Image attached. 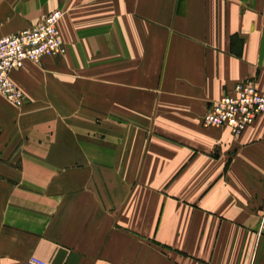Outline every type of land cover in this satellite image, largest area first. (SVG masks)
I'll return each mask as SVG.
<instances>
[{
	"label": "crops",
	"instance_id": "crops-1",
	"mask_svg": "<svg viewBox=\"0 0 264 264\" xmlns=\"http://www.w3.org/2000/svg\"><path fill=\"white\" fill-rule=\"evenodd\" d=\"M67 53L0 96V264H264V0H0V38L52 11Z\"/></svg>",
	"mask_w": 264,
	"mask_h": 264
},
{
	"label": "built area",
	"instance_id": "built-area-1",
	"mask_svg": "<svg viewBox=\"0 0 264 264\" xmlns=\"http://www.w3.org/2000/svg\"><path fill=\"white\" fill-rule=\"evenodd\" d=\"M64 12L55 10L43 15L29 29L0 38V96L15 107H23L27 97L12 80L13 71L26 63L41 65L45 58H59L66 54L59 29ZM264 115V94L254 80L234 85L219 101L212 104L203 118L207 127L230 129L234 136L242 135ZM28 264H50L30 259Z\"/></svg>",
	"mask_w": 264,
	"mask_h": 264
},
{
	"label": "rangeland",
	"instance_id": "rangeland-1",
	"mask_svg": "<svg viewBox=\"0 0 264 264\" xmlns=\"http://www.w3.org/2000/svg\"><path fill=\"white\" fill-rule=\"evenodd\" d=\"M40 19H41V18H40ZM40 19H39V21H40ZM39 21H38V22H39ZM60 21H61V20H60ZM38 22H37V23H38ZM59 29H60V26H59ZM60 33H61V32H60ZM61 38H62V36H61ZM62 41H63V40H62ZM63 43H64V42H63ZM64 44H65V43H64ZM65 47H66V45H65ZM66 53H67V48H66ZM65 55H66V54H65ZM65 55H64V56H65ZM64 56H63V57H64ZM23 92H24V91H23ZM5 100H6V99H5ZM6 101H7V100H6ZM7 102H8V101H7ZM8 103H9V102H8ZM11 105H12V104H11ZM17 108H18V107H17Z\"/></svg>",
	"mask_w": 264,
	"mask_h": 264
}]
</instances>
